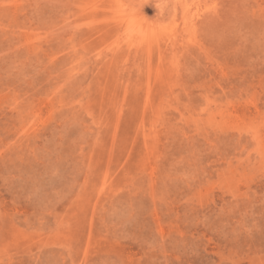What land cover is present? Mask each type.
<instances>
[{"label":"rangeland","instance_id":"1","mask_svg":"<svg viewBox=\"0 0 264 264\" xmlns=\"http://www.w3.org/2000/svg\"><path fill=\"white\" fill-rule=\"evenodd\" d=\"M0 264H264V0H0Z\"/></svg>","mask_w":264,"mask_h":264}]
</instances>
